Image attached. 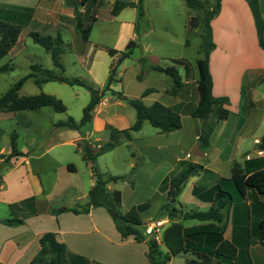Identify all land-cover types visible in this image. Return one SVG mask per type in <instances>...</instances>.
I'll use <instances>...</instances> for the list:
<instances>
[{
  "label": "crops",
  "instance_id": "obj_1",
  "mask_svg": "<svg viewBox=\"0 0 264 264\" xmlns=\"http://www.w3.org/2000/svg\"><path fill=\"white\" fill-rule=\"evenodd\" d=\"M103 1L99 0L101 4ZM108 1L114 6L118 1L139 3L140 0ZM149 1H142V17L138 8L131 7L125 8L117 16H112L111 10L110 15L121 25H128L133 32V38H135L134 33L138 37L153 27L152 14L150 8H148ZM259 2L262 16L264 17V0H259ZM183 3L186 6V0H183ZM99 8L94 13L96 21L92 24V30L98 20ZM5 10H33L32 20L27 25L32 28V32H37L35 29H41L45 32L54 31L56 36L61 34L63 30L68 29L76 36L77 48L81 47L80 35L75 27V3L73 4V2L67 4L66 0H0V11ZM78 11L80 14H84L85 7L78 6ZM188 22L189 19L186 22L187 31ZM165 23L169 24L168 20H165ZM211 26L216 46L210 54V73L213 81L212 93L214 97H226L230 100L228 108L231 111V115L228 120L221 121L213 132L211 149L207 152L200 151L198 137L201 132V123L198 119L189 115L198 104L199 95L195 94L194 89L192 91L189 89L191 76L184 69L185 74L180 73L184 85L177 90H172L173 87L168 89L166 94L169 99L160 102L167 107H175L180 111L182 128L170 133L171 136L169 138L173 140L171 145L157 149L164 151L166 155H170L175 159L174 167L176 170L173 171L177 173L173 176H177L182 172L187 164L203 167L201 173L188 180L184 190L189 188L188 193L191 195L189 202L196 209L203 208L208 210L212 207V203L196 196L194 190H199V194L203 195L215 187L220 179H230L234 164H239L248 175L264 169V152L261 151L260 153L256 148L257 141H260L264 135V83L261 81L264 76V51L259 47L254 18L248 4L244 0H224L220 14L212 21ZM196 32L199 36L201 35L200 30ZM19 41L20 38L8 56L16 49ZM131 41L134 40L131 39L129 42ZM186 41H189L190 46V40L187 38ZM89 45L90 40L85 44L82 54L77 56L83 60L85 59L86 65ZM111 58L114 61L117 60L116 57ZM181 59L186 60L184 58L175 60ZM199 60L201 59L197 61ZM113 65L109 69V76ZM244 87L247 88V98L245 99L242 97V89ZM155 102L158 101H152L149 105L145 102V104L151 106ZM11 114L17 116L18 113ZM97 124L101 125V122H97ZM27 125H30V122ZM188 135L193 137L191 146L188 143ZM78 138H74V142ZM248 145H250V148H248ZM19 150L25 156L12 159L8 166L9 168H6L2 173L0 202L6 204L11 212L13 211V216L20 217L22 214L28 213V217L31 220L23 219L24 225L14 228L0 223V230H2V233H0V264H30L40 251V238L49 232L56 234L57 240L64 244L70 253L84 257L90 264H109L108 261L97 259L90 254L95 248L98 251H105L108 257H117V264H150L147 257V243H138L133 237L123 239L117 231L112 218L103 208L94 209L87 215H75L73 213H64L57 217L52 215L57 227L55 230L48 232L40 228V226L31 225L32 222L40 217L41 211H43L41 210L42 206L47 202L42 177L34 168L37 167L35 163L45 153L38 157H31L27 156L28 152L26 153L20 148ZM10 153L11 140L7 147H0V164L3 162L1 157L4 155L8 156ZM69 165L75 167V172H71L68 169ZM61 169L63 172L68 173L77 172L76 166L72 163L62 165ZM56 174H58V171H56ZM171 174L172 172H168L162 177L160 183L161 191L164 187V181L172 177ZM110 183L116 184L117 182ZM110 183L107 185L108 190H116L114 186H110ZM93 185L94 182L92 183ZM67 192L65 191V193ZM183 192L178 198V209L183 212H202L189 209L186 206V202H182L181 196ZM163 195L165 197L164 202L156 209V212H153L156 215L160 208L168 202L167 192L163 191ZM29 199H31V202L26 205H22L20 208L13 207V205H20ZM123 211L126 212L128 210ZM150 212L148 211L141 215L144 225L152 219L148 218ZM224 214V223L218 226L220 228L224 227V239L234 242L238 248V264H249L247 253L251 264H264V243L260 241L258 230L259 224L264 221V196L252 190L243 199L235 195L234 204L230 205L224 211ZM190 221L196 220H179L185 228L202 227L210 224L199 221H197L198 224H190ZM170 224L171 222L169 221L167 226ZM109 248H112L111 253L108 250ZM163 251L166 253L167 249L165 248ZM187 259L184 258V264H187ZM173 261L174 258L169 264H173Z\"/></svg>",
  "mask_w": 264,
  "mask_h": 264
},
{
  "label": "rangeland",
  "instance_id": "obj_2",
  "mask_svg": "<svg viewBox=\"0 0 264 264\" xmlns=\"http://www.w3.org/2000/svg\"><path fill=\"white\" fill-rule=\"evenodd\" d=\"M212 3L213 0H205V10H210ZM112 8L113 4L108 0H104L100 5L98 20L94 24L88 46L87 65L85 59L77 57L85 48L81 37L79 38L81 47L77 48L74 33L72 34L68 29L61 32L67 45L66 54L61 57V63L65 69L64 76L81 79L94 89L104 90L109 77V69L117 62L110 57L108 49L124 52L128 42L132 39L137 43V47L130 58L118 67L115 82L111 86L112 91L121 92L124 98L136 99L140 98L145 90L154 89L156 92L144 100L146 104L149 105L152 101H165L169 99L166 91L174 87L173 79L169 75L151 69L143 70L140 61L146 58L149 66L163 68L175 66L180 73L185 74V68L173 62L175 59L184 58L190 69L191 86L189 89L191 91L194 89L195 94L199 95L198 88L201 83L198 78L197 60L203 59V55L200 52L202 39L196 31L202 32V30L201 28H190L189 22L194 15L199 19L203 18L204 12L188 9L183 0H150L148 8L152 14L153 27L138 37L134 33L135 38H133L130 27L121 25L110 15ZM165 20H168L169 24H166ZM35 30L41 35L55 37L54 31ZM32 31V28L25 26L16 49L0 62V66L9 64L13 67V70L8 73H0V97L19 79L31 72V65H40L44 69L57 72L51 55L30 38L29 34ZM187 38L190 40L189 47L185 46ZM119 57L120 55H117L116 59ZM42 93L62 100L67 107V112L55 113L50 107L39 111H23L17 116L0 112V143L1 146L7 147L11 134L16 132L19 137L17 144L21 150L28 152L27 156L38 157L45 153L35 163L37 167L34 168L42 177L47 202L42 206L43 211L40 217L31 225L40 226L48 232L57 227L51 210L62 207L72 208L87 202L95 179L90 164L84 160L82 154L86 146L91 145L97 148L98 145L108 143L110 134L107 126L111 125L119 130H125L136 121V112L126 100L107 91L94 110L91 123L83 126L80 131L64 130L56 127V124L66 122L69 118L79 123L91 99L89 91L79 86L70 87L60 81L38 87L32 80H28L20 91V96H36ZM28 122L30 125H27ZM97 122H101V125ZM170 136V133H160L159 130L145 122L140 132L132 133L130 141L121 139L113 151L102 155L97 160V165L106 179L111 178L110 176L129 175L131 170L137 167L133 177L116 184L110 183V186H114L122 193L123 210H130L135 206L151 202L149 210L151 212L148 218L152 219L149 222L155 223L160 220V217L153 212H156L165 200L163 191L160 190L162 177L168 172H172L171 176L177 173L173 171L176 170L175 159L166 155L164 151L157 150L173 143ZM76 137L79 138L74 142ZM188 143L189 146L193 144L192 135H188ZM3 157L7 156L4 155L1 158ZM69 163L76 166V173L63 172L62 165ZM188 189H185L181 196L182 202H186L189 209L206 212L208 209H196L189 202L191 195ZM65 191L71 192L67 194L68 192L65 193ZM12 212L6 204L0 202V220L16 216H13ZM17 217L27 221L31 220L28 213ZM191 223L198 224L197 221H190ZM159 244L161 249L165 250L162 242ZM108 250L111 253L112 248ZM90 254L97 259L108 261L109 264L118 263L117 257H108L105 251H98L96 248ZM184 258L182 256L174 258L173 264H184Z\"/></svg>",
  "mask_w": 264,
  "mask_h": 264
},
{
  "label": "trees",
  "instance_id": "obj_3",
  "mask_svg": "<svg viewBox=\"0 0 264 264\" xmlns=\"http://www.w3.org/2000/svg\"><path fill=\"white\" fill-rule=\"evenodd\" d=\"M142 1L139 3L132 2H116L111 11L112 16H117L125 8H138L140 16H143ZM224 0H213L210 10H205L203 0H186V6L195 11H203V18L193 17L190 19L189 27L192 29L201 28V49L200 52L204 58L197 61L199 72L200 86L199 102L189 113L192 118L198 119L201 123V132L198 137L199 149L207 152L211 149V137L216 127L221 121H226L231 115L228 106L230 100L226 97L217 98L213 96V81L210 73V54L216 48L213 40V30L211 23L220 14L222 2ZM254 18L259 47L264 51V17L262 16L259 0H244ZM75 3V27L84 44L88 43L92 33V24L96 21L95 10L99 8L101 2L99 0H82L72 1L66 0L69 4ZM78 6L85 7V13L80 14ZM33 17V10L17 11L5 10L0 11V62L6 58L11 50L16 46L22 29L27 26ZM33 42L46 50L51 55L53 65L57 70L44 69L40 65H31V72L19 79L5 94L0 97V112L2 113H19L23 111H39L43 108L50 107L55 113H66L67 107L62 100L55 96L47 94H39L36 96H20L24 84L28 80H32L34 84L41 87L44 84L52 82H62L70 87L79 86L87 89L91 99L89 104L83 111V117L79 123L73 118H69L66 122H59L56 127L64 130L80 131L83 126L92 122V114L101 100L105 97L107 91L112 95L126 100V102L135 110L136 121L128 129L119 130L111 125L107 126L110 134V141L97 148L87 145L83 154L84 160L90 164L94 185L88 194L87 202L83 205H76L72 208L62 207L53 209L51 214L59 216L64 213H73L75 215H87L92 210L103 208L112 218L114 225L123 239L133 237L136 242H146L148 245V254L150 264H169L173 258L178 256H188L187 264H238L239 251L234 242L225 240L224 227L218 225L224 223V211L235 202V195L241 199L246 197L249 191H255L264 196V169L248 175L239 164L232 167V177L230 179H220L215 187L200 195L199 190H194V194L204 201L212 203V207L206 212H183L178 209V198L182 194L188 180L203 171V167L199 165L187 164L185 169L177 176H172L164 181L162 191L167 192L168 202L164 204L159 212L158 217L168 219L171 224L166 227L162 235V244L167 249L165 253L160 244L147 237L144 233V222L141 215L148 212L151 208V202L124 212L121 206L122 193L119 190L109 191L107 185L110 182H118L133 177L137 167H134L129 175L114 176L105 178L100 171L97 160L104 154L113 151L120 143L121 139L130 141L132 133L140 132L145 122L158 129L161 133H172L182 128V116L180 111L175 107H167L160 102H155L151 106H147L144 98L154 93V89H147L140 98L127 99L121 92H114L111 86L115 82V74L118 67L130 58L133 50L137 47L134 41L128 43L124 52H118L114 49H108L111 57L120 55L117 62L111 68L110 76L106 88L102 91L92 88L87 82L78 78H67L64 76V66L61 63V57L66 54L67 45L61 34L53 36H44L38 32L29 34ZM189 46V41H186ZM177 65H182L186 73H189V66L186 60H174ZM142 69H151L160 73L169 75L174 82L172 90L181 88L183 79L179 70L175 66L163 68L160 66H149L147 59L140 61ZM13 70L9 64L0 67V73H8ZM62 78V80H60ZM264 83V76L261 79ZM242 97L247 98V88L242 89ZM18 134H11V153L7 157H3L0 164V184L2 182V173L10 165L12 159L24 157L17 144ZM258 151L264 152V135L256 145ZM68 169L75 172V167L69 165ZM31 202V199L24 201L20 205L13 207L20 208ZM181 221L196 220L199 222L210 223L207 226L185 228ZM0 223L8 227H18L24 225V220L18 217L0 220ZM260 241L264 243V221L259 226ZM40 251L30 264H90L87 259L82 256L70 253L67 247L57 240L56 234L46 233L40 240ZM249 264H251L247 253Z\"/></svg>",
  "mask_w": 264,
  "mask_h": 264
},
{
  "label": "built area",
  "instance_id": "obj_4",
  "mask_svg": "<svg viewBox=\"0 0 264 264\" xmlns=\"http://www.w3.org/2000/svg\"><path fill=\"white\" fill-rule=\"evenodd\" d=\"M259 141H257V144ZM261 153V151H260ZM169 224V220L166 218L160 219L157 222H149L144 225V233L147 237H151L158 243L162 240V235L164 230L166 229L167 225Z\"/></svg>",
  "mask_w": 264,
  "mask_h": 264
},
{
  "label": "water",
  "instance_id": "obj_5",
  "mask_svg": "<svg viewBox=\"0 0 264 264\" xmlns=\"http://www.w3.org/2000/svg\"><path fill=\"white\" fill-rule=\"evenodd\" d=\"M60 80H62V78H60Z\"/></svg>",
  "mask_w": 264,
  "mask_h": 264
}]
</instances>
